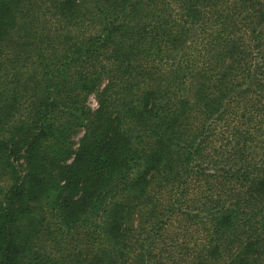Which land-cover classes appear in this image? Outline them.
<instances>
[{
	"label": "trees",
	"instance_id": "1",
	"mask_svg": "<svg viewBox=\"0 0 264 264\" xmlns=\"http://www.w3.org/2000/svg\"><path fill=\"white\" fill-rule=\"evenodd\" d=\"M0 264H264V0H0Z\"/></svg>",
	"mask_w": 264,
	"mask_h": 264
},
{
	"label": "rangeland",
	"instance_id": "2",
	"mask_svg": "<svg viewBox=\"0 0 264 264\" xmlns=\"http://www.w3.org/2000/svg\"><path fill=\"white\" fill-rule=\"evenodd\" d=\"M89 106L93 109L96 110L98 108V102L95 97H91L89 100ZM79 140V137L77 138L76 141Z\"/></svg>",
	"mask_w": 264,
	"mask_h": 264
}]
</instances>
